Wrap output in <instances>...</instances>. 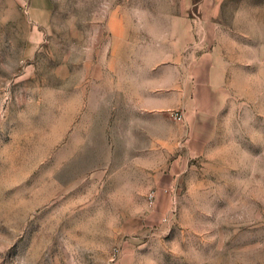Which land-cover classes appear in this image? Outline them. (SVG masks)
Wrapping results in <instances>:
<instances>
[{"label": "rangeland", "instance_id": "374dc122", "mask_svg": "<svg viewBox=\"0 0 264 264\" xmlns=\"http://www.w3.org/2000/svg\"><path fill=\"white\" fill-rule=\"evenodd\" d=\"M0 264H264V0H0Z\"/></svg>", "mask_w": 264, "mask_h": 264}, {"label": "crops", "instance_id": "0c3cea01", "mask_svg": "<svg viewBox=\"0 0 264 264\" xmlns=\"http://www.w3.org/2000/svg\"><path fill=\"white\" fill-rule=\"evenodd\" d=\"M195 4V3H194ZM197 23L195 22L194 24H192V27L195 28L194 30V34L197 36H200V32L197 30ZM191 91H193V97L194 100H197V98L199 97V92L204 91L206 89L207 92L211 91L209 87L205 86L203 81H199V79H196V81L194 82L193 85H190ZM187 83H184V87L183 88H179V92H178V103L177 106L180 109L183 110H187V100H188V95H187ZM190 91V90H189ZM192 96L190 95L189 98H191ZM191 101V100H190Z\"/></svg>", "mask_w": 264, "mask_h": 264}, {"label": "built area", "instance_id": "2783aa9c", "mask_svg": "<svg viewBox=\"0 0 264 264\" xmlns=\"http://www.w3.org/2000/svg\"><path fill=\"white\" fill-rule=\"evenodd\" d=\"M177 119H178V120H181V117L179 116Z\"/></svg>", "mask_w": 264, "mask_h": 264}]
</instances>
